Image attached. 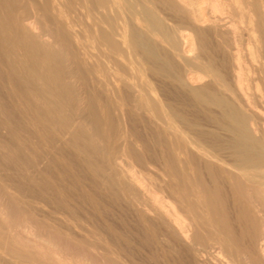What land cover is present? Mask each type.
<instances>
[{
	"label": "bare ground",
	"instance_id": "1",
	"mask_svg": "<svg viewBox=\"0 0 264 264\" xmlns=\"http://www.w3.org/2000/svg\"><path fill=\"white\" fill-rule=\"evenodd\" d=\"M0 264H264V0H0Z\"/></svg>",
	"mask_w": 264,
	"mask_h": 264
},
{
	"label": "rangeland",
	"instance_id": "2",
	"mask_svg": "<svg viewBox=\"0 0 264 264\" xmlns=\"http://www.w3.org/2000/svg\"><path fill=\"white\" fill-rule=\"evenodd\" d=\"M50 21H51V20H50ZM48 23H49V22H48ZM71 54H72V53H71ZM76 59L78 60V58H76ZM73 62H74V65H76L77 62L75 61V59H74ZM134 116H135V115H134ZM136 116H137V118L141 121V117H140V115H136ZM136 116H135V117H136ZM138 116H139L140 118H139ZM137 118H136V122H134V123H135L134 125H135V126L138 125L139 127L136 126V128H135V132H136V131L138 132V131L140 130V131H139V134H140L142 130L145 131V127L143 126L144 129H143L142 127H141L142 129L140 128V126H142V124H143V121H141V123L139 122V124H136V123H138V122H137V121H138ZM135 126H134V127H135ZM138 128H139V129H138ZM137 132L135 133L136 135L138 134ZM144 134H146V133L142 131V134H141V135L144 136ZM143 136H142V137H143ZM139 137H140V136H139ZM139 137H138V135L136 136V138H139ZM142 137H140L138 140L140 141V140L145 139V138H144L145 136L143 137V139H141ZM140 142H142V141H140ZM143 144H146L145 141H143ZM148 145H149V144H148ZM144 146H145V145H144ZM146 146H147V145H146ZM147 147H148V146H147ZM149 149H150V148H149ZM4 166H5V165H4ZM5 167H8V165H6ZM5 169H6V168H5ZM7 170H8V168H7ZM8 172H9V170H8ZM9 173L13 174V172H11V171H10ZM146 173H147V174H146ZM153 173H154V174H153ZM143 175H144L145 177H148V178L151 179L152 181L156 179V178H155V170H154L153 168H150V171L148 170L147 172H143ZM148 178H146V181H145V180H144V181L147 182V180H149ZM105 208H106V207H105ZM105 208H104V210H102V208H99V209L101 210V212H98V213H100L101 216L104 215V214H101V213H103L102 211L106 212V211H105Z\"/></svg>",
	"mask_w": 264,
	"mask_h": 264
}]
</instances>
